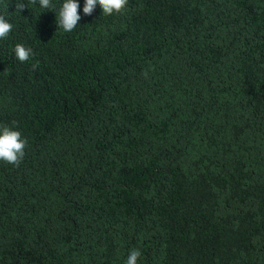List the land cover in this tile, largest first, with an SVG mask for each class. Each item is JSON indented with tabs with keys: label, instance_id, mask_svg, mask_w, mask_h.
<instances>
[{
	"label": "trees",
	"instance_id": "trees-1",
	"mask_svg": "<svg viewBox=\"0 0 264 264\" xmlns=\"http://www.w3.org/2000/svg\"><path fill=\"white\" fill-rule=\"evenodd\" d=\"M77 2L0 0V264H264V0Z\"/></svg>",
	"mask_w": 264,
	"mask_h": 264
},
{
	"label": "clouds",
	"instance_id": "clouds-1",
	"mask_svg": "<svg viewBox=\"0 0 264 264\" xmlns=\"http://www.w3.org/2000/svg\"><path fill=\"white\" fill-rule=\"evenodd\" d=\"M30 4H36L37 0H28ZM97 5L102 9L103 14L111 16L113 13L121 14L127 10L128 0H85L83 6V14L91 16ZM39 6L43 9H50L54 7L51 0H39ZM28 7V4L23 2H16V12L21 13ZM80 8L77 0H63L62 6L59 9V16L57 26L62 28L65 32L73 31L81 16L78 14ZM13 25L8 22L4 15H0V39H5L12 31ZM15 56L21 63L28 61L33 55V50L23 44H16ZM27 140L21 137L19 131L7 125H0V161L18 166L25 155ZM142 253L138 249L130 250L126 264H138V258Z\"/></svg>",
	"mask_w": 264,
	"mask_h": 264
}]
</instances>
